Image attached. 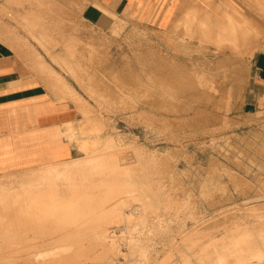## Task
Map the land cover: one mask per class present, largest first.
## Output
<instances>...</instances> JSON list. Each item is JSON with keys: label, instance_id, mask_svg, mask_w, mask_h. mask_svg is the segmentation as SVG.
I'll return each instance as SVG.
<instances>
[{"label": "rangeland", "instance_id": "obj_1", "mask_svg": "<svg viewBox=\"0 0 264 264\" xmlns=\"http://www.w3.org/2000/svg\"><path fill=\"white\" fill-rule=\"evenodd\" d=\"M54 1L58 5L60 4L61 14H63L64 10L66 12L63 14L65 16L63 17L62 15V17L66 21L68 20L67 22L69 25L65 22L63 31L66 30V33L71 31L74 32L75 35L78 34L77 36H79L78 38L81 40L82 46L84 43L86 45L93 43L96 49H98L101 58H99V56L94 58L89 73L94 77L98 92L106 97L107 102L101 106L96 104L97 102L88 95L89 93L88 91L86 92L87 89H85V87L81 88V86L72 80L67 73L63 70L61 71L60 68L51 61L50 57L44 55L42 49L38 46L35 48L43 55L44 60L69 82L77 93H79V96L85 101V104L92 110L91 119L93 122L103 125L101 137L113 138L119 149L118 154L121 155V151L123 155L120 157H123L124 164L132 163L131 166L133 168L135 167L133 169L135 172L132 171L133 174L131 173L132 176L130 175L132 179H130L133 180L136 185L139 184L137 187L142 189V195L150 196L143 199L142 202L145 200V204L147 203V205L154 206L152 209L151 207L148 208L149 210L147 209L149 223L148 228L145 229L146 231L144 230L145 233L143 234V237L145 236L144 238L148 240L146 244L149 256L148 264L180 263L177 262L179 261L178 251L172 250V247H170L171 245L167 242L168 235L170 234L171 237L173 233H165L167 235L163 233L161 237H159L160 239L158 238V240H156V238L154 240L149 231L153 222L152 219L154 218H152V216L158 214L162 215L164 208H158V206L165 205L166 202L169 203V201H171L170 203L172 204L177 203L190 207L189 211H187V207L185 210L186 212H183V217L186 219L185 224H188V228L195 222L192 217L193 215L201 221H207L206 224L210 223V220L212 221L213 219L211 223L215 224L217 222L215 225L218 226V228L214 229L216 234L218 233L217 235H222L226 229H231L236 223L242 224L249 220L244 216L250 203L253 205L258 204L257 206H259V208L263 206L264 209V203L263 201L261 202V200L264 199V100L259 104H245L250 87H252L255 81L252 78L254 77L252 62L258 56L264 57V39L263 41L262 39L260 40L259 50H255L253 56L250 57L247 54L241 56L229 50L219 52L215 46L209 42L202 43L198 39H189L186 36L184 26L172 23L168 25L174 7L167 15L163 16L161 25L157 21L141 22L133 19L131 16L129 18L125 16V19L119 17L120 21L123 20L126 22L124 30L121 31L122 34L120 33L121 37L120 35L118 37L113 36L111 32L113 27L108 31H104L92 26L86 21L83 13L90 4L89 0H72V2L71 0ZM196 1L200 5L208 8L213 16L222 20V22L218 24L219 27H228L225 22L227 18L226 12L224 14H218L202 0ZM213 1L215 3L221 2L220 0ZM226 1L231 2L233 6L250 21L259 23V25L264 28V16L260 15L257 10L250 7L244 0ZM61 5H63L62 8ZM1 16L2 18L4 17L2 14ZM70 18L73 20V24ZM4 19L6 20L5 23L15 25L14 21L9 20L10 17H5ZM69 19L71 22H69ZM74 22L76 24H74ZM73 25H75L74 28L76 30L73 28H71V30L69 29L73 27ZM173 27L176 28V32ZM72 29L74 31H72ZM20 32L23 33V31ZM201 44L204 46H200ZM182 47L186 48L183 49ZM182 49L184 51H182ZM58 51H60V49H57V52ZM198 52H200V55ZM192 67H195V69ZM236 67L239 68L236 69ZM192 73L197 75L199 73V75L204 73L203 75L205 78L212 79L211 81L215 82L213 83L217 91L211 90L212 92L209 91L210 93H207L206 90L200 91L201 89L195 87L192 83ZM153 82H155V85H162L163 89H165L170 96L166 95L161 87L159 90V87L153 88ZM193 86L195 88H193ZM197 89L200 90L198 91ZM122 92L126 96H123ZM170 92L173 95H171ZM203 94H207V97ZM130 95H132L133 101ZM78 114L79 118L76 120L77 124H75V126H78L82 122L80 109H78ZM143 155L145 158H143ZM78 157H80V154L75 150L74 159ZM146 158L148 160L150 159L149 163ZM153 158L154 162L152 161ZM142 159L144 161H142ZM137 160L138 163L140 161V167ZM144 163L147 164L145 165ZM141 164L144 165L141 166ZM156 165H159V168ZM145 166L147 169L144 168ZM137 168L140 169V171ZM145 169L146 172H144ZM135 173L136 175H134ZM137 173H139L140 176ZM145 173L147 174L145 175ZM150 174H153L152 178ZM147 176H150V179L147 178ZM146 180H148V182ZM153 184L159 187L153 186ZM260 190H263V193H260ZM151 192L154 195H152ZM163 193L166 195H163ZM168 194L171 197L168 196ZM157 198L165 200L162 201V199L158 200ZM262 203L263 205H261ZM150 212L151 215H149ZM231 213H233V217ZM235 213L238 214L235 215ZM261 213H264V210L261 211ZM226 215L229 217H226ZM223 216H225V218ZM123 224L124 223L121 225L125 226V224ZM173 228L177 229V225H174ZM190 228H192V226ZM122 232H117L116 234H119V236L127 235H124L126 230H122ZM136 235H139V233ZM177 239L180 238L177 237ZM5 240L6 239L2 238L0 240V253H13L12 256L14 255L15 259L19 260L18 262L16 260V264H33L25 258L32 256L30 252H39L41 254L43 252V254H48L52 249L57 251L62 250L58 245V247L56 245L50 246L51 244L49 243H51V239L46 237L42 238L43 243L41 239H39L38 242L37 240L34 241L37 243L35 244L37 245L35 246L37 247L36 249L34 247L30 249V247L26 246V243L29 242L27 239L6 240V242ZM169 240H171V238ZM11 243L13 247H10L12 245ZM38 243L40 246H38ZM124 248V246H120L123 254H127L128 252L126 248ZM95 251L98 252L99 250L95 249ZM26 252L27 254H25ZM169 255L171 259L165 261V259H167L166 256ZM52 256L67 257L70 255L62 253L60 255H47L48 258L45 257L46 259H49V257L51 259ZM135 258L136 256L133 257V259ZM46 259H44L45 261L40 259L38 260L39 262L36 261L34 264L46 263L48 261H46ZM50 259L49 261H52V259ZM121 262L124 263L125 260L122 258Z\"/></svg>", "mask_w": 264, "mask_h": 264}, {"label": "bare ground", "instance_id": "obj_2", "mask_svg": "<svg viewBox=\"0 0 264 264\" xmlns=\"http://www.w3.org/2000/svg\"><path fill=\"white\" fill-rule=\"evenodd\" d=\"M202 1L218 14H224L225 12L227 13V18L225 20L228 25L227 28L219 27L218 24L222 22V20L213 16L211 14L212 12L208 8L200 5L196 0H183L180 6H178L179 9L174 16V19L172 18L173 20L171 23L184 26L186 30V36L189 39H198L202 43L209 42L215 46L219 52L229 50L237 53L238 55L243 56L247 54L250 57L253 56L255 50H259L260 40L262 39L263 41L264 39V28H262L259 23H253L250 21L229 1L220 0V3H215L213 0ZM244 1L248 3L250 7L257 10L260 15L264 16V0ZM33 2L36 3V9L18 14L16 17L10 16V18L16 23L18 27L25 31V34L30 39H32V41L38 47H40V49H42L46 56L51 58V61L55 63V65H57L61 71L63 70L65 73H67L72 78V80L81 86V88L85 87V89H87L86 92L88 91L89 93L87 94L97 102L96 104L99 106L105 104V102H107L106 97L98 92L94 77L89 73L92 68L91 64L93 63L94 58L98 57L100 54L98 49H96L93 43H91L92 45H86L83 42L84 45L82 46V42L79 40V36H77L78 34L75 35L74 32L68 31V33H66V30V32L63 31V25L65 22L68 24V20L66 21L63 18L65 16L63 14L66 12L63 9L64 12L61 14L62 12L60 11V4L58 5L56 2H52L50 0H33ZM18 3L19 1L16 0L15 4ZM62 7L63 5H61V8ZM5 14L8 15L7 13ZM126 16L129 18L130 12L127 11ZM70 19L69 22H71ZM75 22L74 24H76ZM125 22L126 21L118 20L111 31L113 36L119 37L120 35L121 37V31H123L125 28ZM71 23L73 24V20ZM74 26L75 25L69 29H75ZM73 29L72 31H74ZM174 31H177L176 28H174ZM0 37L8 41V43L12 45L11 47L15 52L20 51L25 58L28 59L32 57L34 59L40 60L41 62H37L36 65L33 66V70L39 76V78H41L43 85L56 99H58V101L68 100L74 102L82 114L81 124L78 126H73L70 123L63 127V129H65L63 133L65 138L71 145L74 146L77 153L80 154V157L73 160L47 165L40 169L27 171L18 176L0 178V240L1 238L6 240L27 239L29 242L26 243V246L30 247V249L33 247L36 249L37 247L35 246L37 245L35 244L37 243L34 241L37 240L38 242L39 239L42 240V238L46 237L51 239V243H49L51 244L50 246L58 245L60 248H62L61 251L52 249L48 254H43L42 250V254L39 252H30L32 256L25 258L33 264L40 259H46L47 255H60L62 253L68 254L70 256H52V261H49V257V259H46V261L48 260L49 262L47 261L46 263H42L41 261V263L148 264L149 256L146 246L148 240L147 238H144L145 236L143 237V234L146 231L145 229L148 228L149 223L148 208L151 207L152 209L154 206L147 205V203L145 204V200L142 202L143 199L150 196L142 195V189L137 187L139 184L136 185V183L131 180V173L135 167L133 168L131 166L132 163L124 164L123 157H120L122 153L120 151L121 155L118 154L119 149L115 143L116 141H114L113 138L101 137L103 125L93 122L91 119L92 110L88 107V105L85 104V101L79 96V93H77V91L63 76L60 75V73L56 72L50 65L41 60V55L31 44L30 39L17 32L15 28L7 26L3 23L0 24ZM200 46L204 45L201 44ZM57 49H60V51L57 52ZM183 49L182 51H184ZM198 53L200 55V52ZM99 58L101 57L99 56ZM239 67H236V69ZM193 69H195V67ZM192 74V83L195 87L200 88V91L206 90L208 93L211 90H216L214 87L215 82L213 81V83L211 81L212 79L210 80L205 78L203 75L204 73L201 75ZM155 82H153V84ZM194 86L193 88H195ZM154 87H159L158 90L161 87L163 92L170 96V94H168V92L163 89L162 85L154 84L153 88ZM122 94L123 96L125 95L123 92ZM171 95L173 94L171 93ZM203 95L206 96L207 94ZM54 97L53 99H55ZM130 98L131 100L133 99L132 95H130ZM143 158H145L144 155ZM142 161L144 160L142 159ZM152 161L154 162V158ZM139 163L138 165L140 167ZM143 165L141 164V166ZM144 168H146V166ZM146 169L144 172H146ZM138 170L140 171V169ZM146 174L147 173H145V175ZM153 174H150L151 178ZM134 175H136V173ZM149 177L147 176V178ZM146 181L148 182V180ZM154 185L157 186L156 184H153V186ZM262 191L260 193H263ZM164 194L165 193H163V195ZM168 196L170 195L168 194ZM164 200L162 199V201ZM262 201L264 203V199L261 200V202ZM170 202L171 201H169V203L166 202L165 205L158 206V208L163 207L164 212L162 210V215L158 214L152 216V218H154H151L153 222L149 228V231L154 240L156 238V240H158V238L161 237L163 233H173L171 237L170 234L168 235L171 240H169V237H166L169 240H167V242H169L171 245L170 247H172V250H177L179 253V261H177L178 263L180 262L179 264H264V213H261V211L264 210L263 206L262 208H259V206H257L258 204L253 205L250 203L244 216L249 220L243 223L241 222L242 224H238L236 221V224H234L231 229H226L225 232L223 231L224 233L222 235H217L218 233L216 234L214 229L218 228V226L215 225L217 222L215 224L211 223L213 219L212 221L210 220L211 224H206L207 221H201L199 218L197 219L193 215L192 217L195 222L191 225L192 228H190L191 226L188 228V224H185L186 219L183 217V212L187 209L188 205L177 203L172 204ZM263 203L261 205H263ZM189 208L190 207H188L187 211H189ZM232 214L233 213H231V215ZM237 214L235 213V215ZM149 215H151V212ZM223 217L225 218V216ZM226 217L229 216L226 215ZM122 223H124L125 226H122ZM174 225H177V229L173 228ZM122 230H126V233L124 234H127L126 236L121 235L123 233ZM117 232H122L120 234L121 236H119V234L117 235ZM137 233H139V235H136ZM177 237L180 239H177ZM38 246H40V244ZM120 246H124L128 253L123 254ZM10 247H13V244ZM95 249L99 251L97 252ZM12 254L13 253H0V264H16L19 260L15 259V256L13 255V257ZM25 254H27V252ZM135 256L136 258L133 259ZM166 257L167 259H165V261L171 259L170 255ZM122 258L125 260L124 263L121 262Z\"/></svg>", "mask_w": 264, "mask_h": 264}, {"label": "crops", "instance_id": "obj_3", "mask_svg": "<svg viewBox=\"0 0 264 264\" xmlns=\"http://www.w3.org/2000/svg\"><path fill=\"white\" fill-rule=\"evenodd\" d=\"M17 1L18 4L16 0H0V24L13 27L30 39L15 22V25L5 23V17H16L37 8L33 0ZM182 1L89 0L83 15L92 26L108 31L119 17L125 19L127 11L135 20L157 21L161 25L163 16L174 7L170 25ZM30 41L35 48L37 45L32 39ZM11 46L0 37V178L74 159L75 148L65 138L63 127L70 123L75 126L79 118L75 104L68 100L58 101L34 72L33 66L41 61L27 59ZM252 63L255 81L247 94L246 105L264 100V57L258 56Z\"/></svg>", "mask_w": 264, "mask_h": 264}]
</instances>
